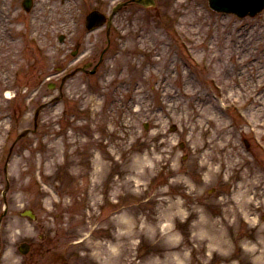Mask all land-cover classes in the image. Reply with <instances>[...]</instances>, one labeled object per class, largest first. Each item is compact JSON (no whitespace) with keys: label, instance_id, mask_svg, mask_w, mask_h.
<instances>
[{"label":"rangeland","instance_id":"374dc122","mask_svg":"<svg viewBox=\"0 0 264 264\" xmlns=\"http://www.w3.org/2000/svg\"><path fill=\"white\" fill-rule=\"evenodd\" d=\"M114 2L33 0L26 12L21 0H0V214L11 151L2 264H26L54 242L64 258L103 251L105 264H170L163 259L175 245L180 264H264V118L255 133L247 123L264 116V97L255 100L264 93V9L238 18L214 14L206 0L123 8L96 72L68 79L37 128L11 145L21 129L33 128V110L57 95L60 76L48 80L57 67L98 60L108 38L104 27L87 33L84 16ZM17 24L22 31L11 36ZM247 55L262 60L258 69L232 71L236 57ZM17 88L32 98L27 109L20 97L4 96ZM196 109L203 126L195 128L189 116ZM202 112L226 126L216 145L208 141L218 129ZM244 173L249 188L241 186ZM23 209L35 220L20 216ZM22 241L33 246L29 257L16 251ZM188 241L201 249L191 252Z\"/></svg>","mask_w":264,"mask_h":264},{"label":"bare ground","instance_id":"6f19581e","mask_svg":"<svg viewBox=\"0 0 264 264\" xmlns=\"http://www.w3.org/2000/svg\"><path fill=\"white\" fill-rule=\"evenodd\" d=\"M4 16H5V18H8L9 20H7V21H9L8 23H10L11 22V20L13 19V17H11V18H9L6 14H4ZM0 22L1 23H3L4 22V17H3V15L1 16V18H0ZM10 29H11V36H16V34L21 30V28H20V26H19V24H17L16 26H13V25H11V27H10ZM31 29H32V22H31ZM32 34V31H31V33H30V35ZM30 35H29V37H30ZM32 36V35H31ZM34 39H36L34 36H32ZM12 45L13 46H17L18 45V42H13L12 43ZM262 59H264V57L262 58ZM257 61H262V60H255V59H252L251 58V56L250 55H247L246 56V58H244L243 60H241V58L239 57V56H237L236 57V59L234 60V65H232L231 66V68H232V71H234V70H241L242 72L241 73H245V72H247L248 71V69L250 70L251 69V67H255V68H257L258 69V62ZM226 63H224V65H225ZM228 64V63H227ZM226 70V72H229L227 69H225ZM252 71L250 70V73H247V76L248 75H252ZM257 79V78H256ZM254 83H256V86H258L260 83H258V81H255L254 80ZM261 88V87H260ZM259 88V89H260ZM246 89H249V91H251V88L249 87V86H246ZM259 89H257V88H255V91L256 90H258V93H259ZM249 94H251L250 92H249ZM254 97H255V95H253ZM264 97V93L261 95V96H259V97H256V99L255 100H257V101H261L262 102V98ZM198 110L196 109L195 111H194V115H193V118L191 117V116H189V121H190V123H191V125H193V127H200V126H203V124H202V121L201 122H198V120L196 119V116L198 115ZM203 113V115L206 117V119L204 118V117H202L201 115V117H202V120H203V122H207L209 125H212V128L214 127L215 129H218V130H216V132L215 131H210V134H209V136H211L210 138H209V143H211L212 141H213V144H215L214 143V141L217 139V137L221 134V132L222 131H224L225 130V127L226 126H220V124L215 120V117H213L212 115H207V114H205L204 112H202ZM261 113H264V109L261 111ZM264 118V116H261L259 119H256V120H254L253 118H251V117H249V119H250V121H251V125L252 126H254V128H257V126H261L262 124L260 123L261 121H262V119ZM260 123V124H259ZM213 128V129H214ZM208 132H209V130H208ZM208 137V136H207ZM216 145V144H215ZM203 146H205V144L203 143V144H201V147H203ZM215 146H210V148H214ZM236 164H238L237 162H236ZM241 186H247L248 187V185H250V184H253V180H247L248 179V177L247 176H249V173H244V174H241ZM249 188V187H248ZM242 195L243 196H245L246 195V193H245V191L243 190L242 191ZM246 202H250V201H248V200H245ZM173 203H167V209H168V213H169V211H171L173 208ZM122 216H120V217H125L126 215H124V213H122L121 214ZM169 218H172V216H170ZM123 224H126L125 222L123 223ZM121 231V230H120ZM224 244H225V241H223L222 242V240L221 241H218L217 243H216V245H215V249H221L223 246H224ZM98 247L97 248H99V245H97ZM110 247V249L111 250H116V247H115V245H110L109 246ZM172 250L174 249L175 251H171V253L170 254H167L166 253V256H165V258L163 259V260H165L166 262H168V263H170V264H175V262L177 261V263L178 264H180L182 261H181V259H180V250L178 249V247L176 246V247H174V248H171ZM206 249H207V251L210 253L211 252V248H209V247H206ZM96 250V249H95ZM95 250H93L92 251V253H91V257H93V258H95L98 262H100L99 261V259H102V258H100V256H99V254H101V253H103V251H95ZM90 256V255H89ZM219 256L221 257L220 259H222V257H223V255H222V252L220 251L219 252ZM99 258V259H98ZM162 261V260H161ZM154 264H159V263H154Z\"/></svg>","mask_w":264,"mask_h":264},{"label":"flooded vegetation","instance_id":"af4514ba","mask_svg":"<svg viewBox=\"0 0 264 264\" xmlns=\"http://www.w3.org/2000/svg\"><path fill=\"white\" fill-rule=\"evenodd\" d=\"M33 250V249H32ZM33 252L31 251L30 254ZM35 252L29 260L27 259L28 264H37L38 259L35 258ZM40 264H70L69 259H64V251L59 248H48L42 249L41 255L39 256Z\"/></svg>","mask_w":264,"mask_h":264},{"label":"water","instance_id":"95a60500","mask_svg":"<svg viewBox=\"0 0 264 264\" xmlns=\"http://www.w3.org/2000/svg\"><path fill=\"white\" fill-rule=\"evenodd\" d=\"M250 2H253L252 0H249ZM143 3H144V1H142ZM254 3L255 4H258V2H257V0L256 1H254ZM144 4H146V3H144ZM92 19V20H91ZM95 20H101L100 18H98V17H94L93 18V16H91L90 18H89V22H88V26H92V24H93V21H95ZM23 249H25V248H23Z\"/></svg>","mask_w":264,"mask_h":264}]
</instances>
